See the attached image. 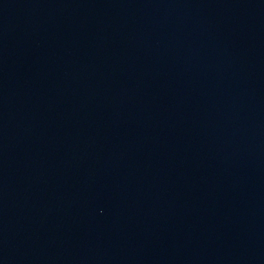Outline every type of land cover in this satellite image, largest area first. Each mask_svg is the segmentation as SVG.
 Returning <instances> with one entry per match:
<instances>
[{"label": "water", "instance_id": "obj_1", "mask_svg": "<svg viewBox=\"0 0 264 264\" xmlns=\"http://www.w3.org/2000/svg\"><path fill=\"white\" fill-rule=\"evenodd\" d=\"M0 264H264V0H0Z\"/></svg>", "mask_w": 264, "mask_h": 264}]
</instances>
